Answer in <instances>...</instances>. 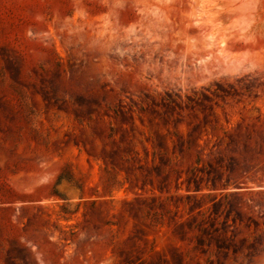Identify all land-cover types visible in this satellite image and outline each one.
Masks as SVG:
<instances>
[{"label":"rangeland","instance_id":"1","mask_svg":"<svg viewBox=\"0 0 264 264\" xmlns=\"http://www.w3.org/2000/svg\"><path fill=\"white\" fill-rule=\"evenodd\" d=\"M0 264H264V0H0Z\"/></svg>","mask_w":264,"mask_h":264}]
</instances>
